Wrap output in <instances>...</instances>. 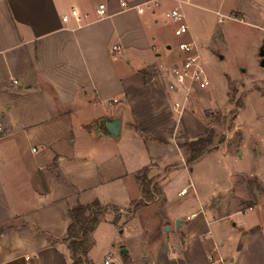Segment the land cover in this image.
<instances>
[{"label": "crops", "instance_id": "0c3cea01", "mask_svg": "<svg viewBox=\"0 0 264 264\" xmlns=\"http://www.w3.org/2000/svg\"><path fill=\"white\" fill-rule=\"evenodd\" d=\"M220 6L211 12L264 33V0ZM159 7L139 14L121 0H0V264H72L68 212L93 202L118 212L98 215L87 257L105 220L120 256L109 264H210V256L264 264V226L249 211L219 215L213 195L202 197L183 173L191 167L178 143L204 136L203 114L217 105L199 83L180 93L182 54L156 31ZM184 23L202 65L210 42ZM114 118L119 134L110 137Z\"/></svg>", "mask_w": 264, "mask_h": 264}, {"label": "rangeland", "instance_id": "374dc122", "mask_svg": "<svg viewBox=\"0 0 264 264\" xmlns=\"http://www.w3.org/2000/svg\"><path fill=\"white\" fill-rule=\"evenodd\" d=\"M159 4L155 28L159 35L170 39L171 53L178 50L179 42L189 41L190 36L189 29L174 36L176 24L164 22V12L173 7H178L185 22L210 42L202 57V68L209 79V85L203 89L209 93L212 88L209 97L217 107L207 110L203 117L209 124L208 130L213 132L215 147L190 163L191 171L182 169L183 173L190 175L194 190L202 197L213 195L211 205L219 215H227L231 210L249 211L264 226V69L257 63L258 44L264 33L254 29L247 18L238 22L211 12L221 4L220 11L224 13L231 0H160ZM159 52L162 57L169 53L164 45ZM139 177L147 183L142 175ZM193 188L185 194V200L192 198ZM108 210L117 215V210ZM92 234L94 243L88 256L95 264H103L107 254L112 260L120 257L118 249L109 247L112 232L105 220ZM118 236L121 238L122 234Z\"/></svg>", "mask_w": 264, "mask_h": 264}, {"label": "built area", "instance_id": "2783aa9c", "mask_svg": "<svg viewBox=\"0 0 264 264\" xmlns=\"http://www.w3.org/2000/svg\"><path fill=\"white\" fill-rule=\"evenodd\" d=\"M159 1L160 0H121V3L123 10L134 9L137 13L142 14L145 10L157 6ZM96 13L99 17H104L106 15V6L104 3L98 4ZM70 16L77 19V11L75 9H71ZM67 20L68 16L65 15L62 17L63 22H66ZM167 21L176 24V27L173 30V34L176 37L185 34L188 30L187 25L184 23V14L178 7H173L172 9L164 12V22ZM177 49L182 54V59L180 65L174 70V81L177 87H181L184 90L187 98L194 83L207 86L209 84V80L202 68L201 59L196 53V46L193 42H179ZM112 50L117 51L118 47L113 46ZM12 83L16 84V81L12 80ZM177 105L178 104H175V106ZM209 260L210 264H222L221 258H213L210 256ZM110 261L111 256L107 254L104 258V264H109Z\"/></svg>", "mask_w": 264, "mask_h": 264}, {"label": "trees", "instance_id": "16d2710c", "mask_svg": "<svg viewBox=\"0 0 264 264\" xmlns=\"http://www.w3.org/2000/svg\"><path fill=\"white\" fill-rule=\"evenodd\" d=\"M212 139L213 132L207 129L205 135L195 141L189 143L179 141L178 145L184 151L186 163H192L215 147L212 146ZM141 185L142 192L147 193L148 185L143 181H141ZM108 209V206H102L97 202H93L88 206L79 205L69 210L68 215L71 219V224L68 228L67 239L69 240L72 264H91L86 256V252L90 246L89 233L97 223L98 215L108 211Z\"/></svg>", "mask_w": 264, "mask_h": 264}, {"label": "water", "instance_id": "95a60500", "mask_svg": "<svg viewBox=\"0 0 264 264\" xmlns=\"http://www.w3.org/2000/svg\"><path fill=\"white\" fill-rule=\"evenodd\" d=\"M259 65L264 68V50L261 49L260 50V53H259ZM105 127L108 131V135L110 137H115L119 134V127H120V120L119 118H114V119H111L110 121L106 122L105 123ZM175 224H176V227L179 226L180 224V220H176L175 221ZM166 231H168V228H166ZM120 253L122 254H126V250L124 248H122L120 250Z\"/></svg>", "mask_w": 264, "mask_h": 264}]
</instances>
